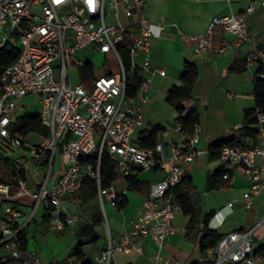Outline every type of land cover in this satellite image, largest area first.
Wrapping results in <instances>:
<instances>
[{"label": "built area", "instance_id": "1", "mask_svg": "<svg viewBox=\"0 0 264 264\" xmlns=\"http://www.w3.org/2000/svg\"><path fill=\"white\" fill-rule=\"evenodd\" d=\"M146 0H0V33L8 36L0 42L20 49L16 61L7 66L0 76V138L11 146L30 150L29 159L14 158L20 166L13 177L0 180V264H45L37 251L27 249L22 235L39 207L48 216L51 230L74 228L82 212L70 213L64 199L79 205V195L85 179L92 180L97 188L103 223L107 228V243L91 263H84L71 255L67 264H115L117 251L136 250L153 264H186L177 258H164L159 251L145 255L142 240L154 236L160 250L164 242L176 233L174 216L181 210L171 195L186 176V168L201 153L196 149L197 133L186 130L182 123L161 129L158 140L143 146L135 140L136 133L144 128L142 103L147 101L150 82L155 75L165 76V69H154L147 59L138 67L134 57L148 52L150 42L160 38L164 26L151 22L145 14ZM264 1L251 3L242 13L215 17L207 30L197 36L180 34L183 43L193 45L194 54L205 57L211 51L228 53L240 50L250 41L248 17ZM114 24L108 23V18ZM140 26L139 33L134 26ZM232 35L235 40L223 38L221 47L214 46L215 34ZM130 53L129 69L121 49ZM92 49L104 56H113L118 71L107 70L95 78L88 90L81 80L68 86L67 60L72 58L79 69L87 64L78 59L80 52ZM54 62H60L53 67ZM248 66H264V50L255 48L245 56ZM79 72V71H78ZM139 74L143 82L135 96L127 89L133 75ZM261 78L264 74H258ZM38 96L41 105L39 116L49 127V135L38 144L13 135L11 127L20 113L24 98ZM231 97V96H230ZM192 108L186 107L182 116ZM259 144L253 147L240 144L224 147L220 158L226 171L242 167L249 188L242 198L243 208L251 210L253 199L264 191L263 168L256 158H264V113L258 114ZM241 129L242 127H238ZM60 153L63 170L56 181L51 180V167L38 187L28 182L21 170L28 162L36 165L51 164ZM107 153L116 165L117 180L103 187L102 159ZM94 158L91 162L85 158ZM13 166L10 165L9 168ZM159 170L163 178L153 182L142 212L132 230L125 231L115 240L107 215V204L117 209L127 194L119 181L137 171ZM19 196H29L34 205L31 213L11 204ZM233 203L226 206L231 210ZM253 230L234 232L223 236L207 254L213 262L206 264H264L255 255Z\"/></svg>", "mask_w": 264, "mask_h": 264}, {"label": "crops", "instance_id": "2", "mask_svg": "<svg viewBox=\"0 0 264 264\" xmlns=\"http://www.w3.org/2000/svg\"><path fill=\"white\" fill-rule=\"evenodd\" d=\"M262 1L264 0H146V16L151 22L162 24L164 30L160 38L151 40L149 51L137 54L134 57V62L138 67H141L149 59L152 68L166 70L165 76L155 75L150 82L147 101L142 103L145 125L135 136V140L138 142L141 138L150 135L155 129L171 128L179 123L180 114L168 102V94L171 89L181 85L180 78L185 63L191 62L198 67L199 78L194 87L193 99L187 107L196 108L201 117L199 125L190 131L199 135L196 149L201 153L186 168V175L193 179L202 215H211L208 224L209 229L217 231L222 237L234 232L253 230L252 239L255 242V255L261 257V261L264 262V191L254 197L251 210L243 208L242 198L249 188V182L244 176L242 167H236L230 171L231 187L229 189L214 192L207 190L209 176L222 170L224 166L221 158L212 157L210 153L212 145L223 139L240 136L245 125L246 112L255 108L253 82L261 65L248 66L245 62V56L255 48L264 50V6H258L249 15L250 41L238 51L228 53L211 51L201 58L194 54L193 45L183 43L180 36L181 33L188 36L200 35L207 30L215 17L240 14L251 3ZM133 30V33H139L140 26H134ZM216 33L217 44L214 45L216 49L221 47L223 38L235 40L234 36L223 34L221 30H217ZM80 53L96 52L89 49ZM105 58L114 60L116 71H118L116 59L113 56H105ZM85 62L88 63V61ZM107 70L109 68L104 67L100 74L96 72V77L106 73ZM238 127L242 128L239 129ZM43 138L37 134H30L25 139L31 144H38ZM243 144L250 147L256 146L259 144V138L258 136L245 138ZM256 165L263 168L264 158L257 157ZM50 167L51 180L56 181L63 170L60 153L56 155L51 164L36 165L33 162H28L24 174L31 186L38 187L42 178L49 173ZM163 176L164 173L159 170L137 171V179L141 183L137 189H131L127 179L119 181L122 188H127L125 196L127 205L120 210L112 204H107L112 215L122 220L118 228L113 229L111 227L112 237L115 240L121 233L133 229L143 210L142 205L149 195L151 184ZM262 177L264 178V170ZM80 194L84 196L83 191ZM81 195H79V205L72 204L68 198L64 199V206L70 213L82 212L81 219L74 228L51 230L48 221L44 219V216L47 215L46 210L39 207L30 221L29 238L33 235L34 237L41 235L39 233L44 235L43 223L48 226L51 232L62 231V240H67L65 254H67L66 260H68L71 256L70 252L78 240L74 232L84 221L83 212L91 208L89 199L85 196L81 197ZM230 203H233L232 209L226 210V206ZM11 204L20 207L26 213H31L34 201L29 196H19ZM95 214H100L102 217L99 209L86 213L87 217L91 215L92 218ZM107 215L109 218L108 210ZM34 222H36L35 225H33ZM188 222L189 218L181 210L178 211L174 216L176 233L164 242L162 250H160L159 242L154 236L143 239L142 245L145 255H152L161 251L164 258H177L186 264H206L203 263V259H207L208 263L213 262L214 258L207 254L208 251L203 255L199 244H194L186 238ZM98 225H102L105 231L100 234L94 228L99 240L97 243H92L93 246L87 252L83 251L85 254L84 261L88 263L95 260V257L102 252L107 243V228L103 223V218ZM40 237L39 243L36 242L37 248L33 247L32 241H28L26 247L29 250L37 251L45 264H53L46 247L44 246V249L40 247V244L43 245ZM44 237V239L48 237L51 240L57 238L53 233L44 235ZM115 264H153V261L136 250L128 253L117 251Z\"/></svg>", "mask_w": 264, "mask_h": 264}, {"label": "trees", "instance_id": "3", "mask_svg": "<svg viewBox=\"0 0 264 264\" xmlns=\"http://www.w3.org/2000/svg\"><path fill=\"white\" fill-rule=\"evenodd\" d=\"M218 33V32H217ZM217 33L215 37L217 38ZM215 38L214 45L217 44ZM124 60L128 65L130 63L129 50L121 49ZM20 49L12 47L10 44L0 48V76L4 69L10 64L14 63L19 56ZM79 77L83 85L90 90L93 87L96 78V68L93 63L88 62L85 66L78 69ZM259 73L264 74V66L259 69ZM258 73V74H259ZM254 77L253 82V97L255 100V108L248 110L245 115V125L242 128V134L240 136H234L231 138L223 139L215 142L210 150L213 158H220L221 151L224 147H233L244 143L245 138H256L258 136V129L256 127L258 123V114L264 113V77L259 75ZM199 72L196 64L187 62L184 65V70L181 75V85L174 87L168 94V102L178 111L180 114L178 122L182 123L184 128L188 131L193 130L199 125L201 117L196 108H192L191 112L187 116H182L186 107L193 99L194 87L198 81ZM143 78L139 74H134L132 82L128 86L127 92L129 96H135L139 90ZM17 125H12L11 131L13 135L25 139L30 134H37L42 137L49 135L48 127L42 122L39 114L24 113L20 115L17 120ZM161 129H155L150 135L140 139V144L143 146L153 145L159 138V132ZM94 158H85L84 161L91 162ZM12 165V168L9 166ZM20 165L17 162L9 159L0 158V180H8L13 177L14 170H17ZM22 175L25 176L24 171L21 170ZM101 172L103 176V187H108L111 183L117 180L116 165L110 159L107 153L104 154L102 159ZM226 171L223 169L217 173L209 176L207 190L209 192L229 189L231 187V176L228 180L224 179ZM130 183L131 189H137L141 183L137 179V172L126 178ZM83 195L86 198L96 195L97 188L95 183L90 179H85L83 183ZM168 195H171L175 202L181 207L183 214L189 218V222L186 228V238L194 243L199 244L200 251L204 255L209 249L215 247L218 241L222 238V235L217 231L209 229V221L211 215H202V211L198 204V193L193 183L192 177L186 175L182 182L174 188ZM118 209H123L127 205V199L124 197L119 201ZM44 219L48 221V216L45 215ZM102 217L100 214L93 215L94 226L100 224ZM26 227L23 232L22 239L24 246H27L29 235V226ZM94 226H83L81 235L89 238V243H97L99 236L94 230ZM29 237V236H28ZM85 242H78L76 246L70 252V255H75L79 260H85V254L83 247ZM84 263H88L85 261Z\"/></svg>", "mask_w": 264, "mask_h": 264}, {"label": "rangeland", "instance_id": "4", "mask_svg": "<svg viewBox=\"0 0 264 264\" xmlns=\"http://www.w3.org/2000/svg\"><path fill=\"white\" fill-rule=\"evenodd\" d=\"M107 21L109 24H114V19L112 17H109ZM7 36H8L7 31L0 33V42L4 38H6ZM78 59L82 60L84 62L88 61V62L93 63L95 68H96L97 74H100L103 71L104 67H107V68H109V70L114 71V72L117 70L114 60H111V59L107 60L105 58V56L100 54V53H90V54L89 53L88 54L79 53ZM52 65H53V67L56 68L60 65V62H54ZM67 68H68V77H69L68 86L71 87V86L75 85L76 83H78L79 79H80L78 69L74 66V64L72 62V58H69L67 60ZM38 101H39L38 96L32 95V96H29L27 98H24L23 101L21 102V104L25 107V112H21L20 115H23L26 112L29 114H33V115L38 114L41 111V106L39 105ZM14 125H17L16 121L14 122ZM20 157H24V158L29 159L31 157L30 150H28L27 147H23V146H18V147L11 146L9 144V142L0 138V158H5V159H9V160L13 161L14 158L19 159ZM81 197H84V196L81 195ZM88 199L91 203V208L89 210L87 209V211L85 210V212H83L84 221L82 222L80 227L74 232L76 234V238L78 239L77 243L83 242V241L85 242V245H84L82 250L86 251V252L88 251V249H90L93 246V244L89 243L88 237L82 236L80 233H81L83 226H87V225L94 226L92 216L89 215L87 217L86 213L90 212L91 210H94V209L101 210L100 209L101 205H100L98 193H96V195L90 196ZM107 210L109 213V220H110L111 227L113 229L118 228L120 226L122 220L119 217L112 215V213L110 212V208H108V206H107ZM35 223L36 222H34L33 225H35ZM94 228L100 234H103L105 231L104 227L102 225H95ZM42 231H43L44 235H48V234L53 233L55 238L57 237L56 240L48 239V237H47V239H44L45 237H44V235H42V233H39L41 235H38L37 237H34V235L32 234L33 236H31V238H29L27 236V239L29 241H32L34 248H37L36 242H38L39 236H41L40 241H41V243H43V245L40 244V247H41V249H44V246L46 247L47 251L49 252L50 258L53 260V264H60V263L61 264H67V262H66L67 261L66 260L67 254H65V251L67 249L66 248L67 247V240H65V239L62 240V237H63L62 231L51 232L45 223H43Z\"/></svg>", "mask_w": 264, "mask_h": 264}]
</instances>
